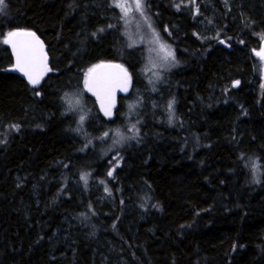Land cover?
Here are the masks:
<instances>
[{"label":"trees","instance_id":"trees-1","mask_svg":"<svg viewBox=\"0 0 264 264\" xmlns=\"http://www.w3.org/2000/svg\"><path fill=\"white\" fill-rule=\"evenodd\" d=\"M145 5L175 51L158 87L175 101L172 123L144 101L142 48L128 42L111 0H5L0 264H264V0ZM19 29L35 31L50 57L37 86L3 43ZM104 61L124 65L131 86L111 117H98L110 129L137 125L112 152L91 141L94 128L77 130L65 101ZM67 221L65 249L52 237Z\"/></svg>","mask_w":264,"mask_h":264},{"label":"rangeland","instance_id":"rangeland-1","mask_svg":"<svg viewBox=\"0 0 264 264\" xmlns=\"http://www.w3.org/2000/svg\"><path fill=\"white\" fill-rule=\"evenodd\" d=\"M119 2L123 3L130 9L127 15H125L121 8L116 6L114 0H111V5L116 8L118 17L122 22L125 37L127 38L131 46H139L142 48L143 63L141 71L144 74L147 89L144 101L147 102L152 108H161L166 118L170 121V123H172L174 110L173 106L171 109H169L168 105L170 101H173V99L169 96L167 98L165 97V99L163 100L162 98L164 97V93H162V91H160L158 87L163 83L165 74H167V72L175 65V59H164L167 50H171L172 52H174L175 56L174 48L168 41H166L162 37L161 33L153 25L152 19L145 5V0H142L143 15H141L140 11L136 10L135 0H119ZM145 17L147 18V20L145 19ZM161 45H164V49L161 48ZM261 49L262 48L260 46L259 49L256 50V52H259ZM258 57L261 59L260 56ZM261 60L264 64V59ZM86 76L87 73L83 80L82 90L69 93L67 94V96H65L66 111L75 116L78 131H86L87 129L94 128V130L96 131H91L93 135L91 141H101L100 143L105 144L104 152H112L121 146V144L128 136L127 134L130 135L131 133L136 132V129L133 128V125H137L135 121L130 120V118L127 121V125L125 126V131L116 127H113L111 129L106 127V123H102L100 117H98L99 114L105 116L99 105L97 103L96 105H93L92 102H89L88 107L84 103L85 93L89 94V91L85 87ZM139 98L141 99V95L139 96ZM69 99H71L75 105L71 108V110L68 102ZM76 100H79L80 103L75 104ZM135 107L136 105L132 104L131 109H129L128 111L129 117H135ZM81 115L85 117L82 124L80 122ZM160 120L161 117L159 116L157 118V121L159 122ZM85 123H87V125H85ZM101 125H103V127L105 128L101 129ZM117 131H119L120 133L119 136L116 134ZM95 132H98V134ZM105 132L109 133L107 137L103 136ZM125 132H127V134ZM94 134H97V136L95 135L94 137ZM121 137H123V139H121ZM118 140L120 142L116 143V141ZM253 164L254 163L250 164L252 168L251 173L253 178L257 180L260 176L259 170L257 168H254L252 166ZM98 192L100 193L99 197L101 199L105 198L106 193L103 188H100V191ZM69 225V221H67L65 226H62L54 232L52 239L53 243L56 246L60 245V247L68 249L70 245L68 235V233L70 232Z\"/></svg>","mask_w":264,"mask_h":264},{"label":"snow or ice","instance_id":"snow-or-ice-1","mask_svg":"<svg viewBox=\"0 0 264 264\" xmlns=\"http://www.w3.org/2000/svg\"><path fill=\"white\" fill-rule=\"evenodd\" d=\"M114 3L117 7H120L121 10L127 15L130 10L123 3H120L119 0H114ZM5 6V0H0V11H3ZM179 7V6H178ZM135 8L137 11L141 12L143 15V7L142 0H135ZM147 20V18L145 17ZM150 26V25H149ZM27 38V39H21ZM3 43L10 44L12 46L13 52L15 54L16 63L13 66L15 69L23 72L29 82L32 85H37L40 82L41 76L50 71L47 67V57L43 53V44L39 41V38L36 37L35 33L32 32H9L7 33L6 38ZM161 48L164 49V45H161ZM256 55L260 56L261 59H264V48H262L259 52H256ZM169 58L175 59L174 52L171 50H167L164 56L165 60ZM105 68H114L119 69V73H101L98 72V69ZM130 76L127 73V69H124L121 65H95L93 68L88 70V75L85 79V87L88 91L94 92L99 99H101V107L104 111L105 116H112V108L114 107V94L116 88H120L122 91L128 90V84L130 83ZM235 84H239V81L234 82ZM67 96V94H66ZM70 110L74 107V103L71 99H69ZM174 100L169 102V109L172 108L174 104ZM80 101L76 100L75 104H79ZM130 107H132L130 105ZM85 117L83 115L80 116V122L83 123ZM13 127L17 128V125H13ZM135 128V125H133ZM138 131V130H137ZM118 136L120 135L119 131L116 133ZM109 135L108 132L103 134L104 137ZM123 139V137H121ZM120 141H116L119 143ZM254 168H259L258 164L252 165ZM109 176H112V172L108 173ZM82 179L87 182V174L82 176ZM107 191V189H105Z\"/></svg>","mask_w":264,"mask_h":264},{"label":"water","instance_id":"water-1","mask_svg":"<svg viewBox=\"0 0 264 264\" xmlns=\"http://www.w3.org/2000/svg\"><path fill=\"white\" fill-rule=\"evenodd\" d=\"M13 32H32V33H35L36 37H38V38H39V41L42 42V44H43V53H44V54L46 55V57H47V61H46V63H47V67L49 68L50 57L48 56V54H47V52H46V48H45V44H44L43 40L37 35V33H36L35 31H33V30H30V29H19V30H15V31H13ZM21 39H27V38H21ZM8 45H9V48H10V50H11L12 57H13V61H14V65H15V63H16L15 54H14V52H13L12 46H11L10 44H8ZM261 48H264V38H263L262 41H261ZM100 64H104V65H121V66H123L124 69H127V68H125L124 65H122L121 63L116 62V61H104V62H100V63H98L97 65H100ZM92 68H93V67H92ZM14 70H15V71L21 76V78L24 79L29 85H31V86H37V85H38V84H37V85H32V84L29 82L27 76H26L23 72H20L19 70L15 69V68H14ZM97 71H98V72H101V73H119V69H114V68L98 69ZM47 72H48V71H47ZM47 72H45V73L41 76L39 84L42 82V80L44 79V77H45V75H46ZM127 73H128V75L130 76V73H129L128 70H127ZM87 75H88V73H87ZM86 77H87V76H86ZM130 78H131V76H130ZM233 85H234V86H238V84H235V83H234ZM130 86H131V79H130V83L128 84V90L130 89ZM128 90H127V91H122L119 87L116 88V90H115V94H114V107L112 108V112H113V110H114V108H115V106H116V104H117L118 97H119L121 94H124V93L128 92ZM89 94L92 96V98L94 99V101L99 105L100 109L102 110V112H103V114H104V111H103V109H102V107H101V99H99V98L97 97V95L94 94V92H92V91H89ZM104 115H105V114H104Z\"/></svg>","mask_w":264,"mask_h":264}]
</instances>
